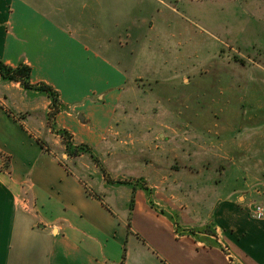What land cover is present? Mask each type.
Wrapping results in <instances>:
<instances>
[{"label": "crops", "instance_id": "0c3cea01", "mask_svg": "<svg viewBox=\"0 0 264 264\" xmlns=\"http://www.w3.org/2000/svg\"><path fill=\"white\" fill-rule=\"evenodd\" d=\"M261 16L264 0H0V61L28 64L61 103L52 128L49 96L0 74V264H264V219L252 215L264 202V97L238 96L245 81L226 83L227 58L211 51L246 26L261 45ZM239 53L264 85L263 53ZM182 69L195 158L173 183L187 184L190 206L70 164L56 129L98 150L134 82L160 92Z\"/></svg>", "mask_w": 264, "mask_h": 264}, {"label": "rangeland", "instance_id": "374dc122", "mask_svg": "<svg viewBox=\"0 0 264 264\" xmlns=\"http://www.w3.org/2000/svg\"><path fill=\"white\" fill-rule=\"evenodd\" d=\"M232 19L234 17L230 12L228 20ZM234 30L235 33H229L220 37L218 41H212V57L227 58L225 70L228 73L223 76L226 83L231 84L233 79L239 78L245 81V89L240 90L238 96L246 100L264 97V85L255 82L247 55L241 56L239 53L244 52L254 59H258L261 53L264 56V38L261 45H258L251 27ZM174 73L175 71L171 70L165 78H162L163 86L159 85V89L163 87V91L160 89V92H146L144 82H134L131 91L126 93L118 108L113 126L104 143L99 145L98 150L93 149L92 154L84 152L79 157H70V164L76 169L81 168L79 172H82L84 169H82L81 160L85 163L90 162L95 164L101 173H106V178L119 180L118 186L129 185L135 190L136 185L144 181V191L151 195L155 202L161 201L160 198L164 197L169 198L171 204L175 202L183 207L190 206L192 201L187 184L178 188L173 180L188 179L191 174L189 166L195 156L192 158L190 155L189 146L192 142L190 139L193 136L192 132H194V124L191 120L195 105L190 102L193 91L185 83L180 82V78L184 75L183 69L181 74ZM187 76L188 73H186ZM212 78L214 81L217 79L215 76ZM168 84L171 86L169 89H167ZM38 91L49 96L45 91ZM212 93L215 96L220 95L218 89H213ZM236 95L235 92L234 97ZM49 98L52 100L50 96ZM48 124L52 126L51 123L48 122ZM197 161H204V156H197ZM77 162L79 166L76 165ZM82 174L88 178L85 172ZM193 174L194 177H203L205 174L207 178L213 180L220 177L218 171L212 172V170L201 172L194 170ZM121 178L123 180H120ZM165 179L168 183H162ZM91 184H96V181ZM156 191H159L157 195ZM174 193L176 199H173ZM133 204L132 196L130 209Z\"/></svg>", "mask_w": 264, "mask_h": 264}, {"label": "trees", "instance_id": "16d2710c", "mask_svg": "<svg viewBox=\"0 0 264 264\" xmlns=\"http://www.w3.org/2000/svg\"><path fill=\"white\" fill-rule=\"evenodd\" d=\"M31 73L32 68L26 63H21L18 66L13 67L0 61V74L4 79L9 81H17L20 82L25 88L37 89L45 91L49 94V96L52 98L51 112L49 113V123L52 124L53 128V122L51 121H53L56 114L61 111V103L58 92L47 84L41 83L38 85H33L31 83ZM56 133L61 135L63 138V142L66 146V153L69 157H79L84 152H90L92 154L93 148L90 145L84 143L76 144L74 142L73 135L68 130L59 128L56 129ZM41 142L44 146L46 145L43 140ZM142 187H144V185Z\"/></svg>", "mask_w": 264, "mask_h": 264}, {"label": "built area", "instance_id": "2783aa9c", "mask_svg": "<svg viewBox=\"0 0 264 264\" xmlns=\"http://www.w3.org/2000/svg\"><path fill=\"white\" fill-rule=\"evenodd\" d=\"M252 215L258 219H264V202H257L253 204Z\"/></svg>", "mask_w": 264, "mask_h": 264}, {"label": "water", "instance_id": "95a60500", "mask_svg": "<svg viewBox=\"0 0 264 264\" xmlns=\"http://www.w3.org/2000/svg\"><path fill=\"white\" fill-rule=\"evenodd\" d=\"M79 116L82 118V115L81 114Z\"/></svg>", "mask_w": 264, "mask_h": 264}]
</instances>
